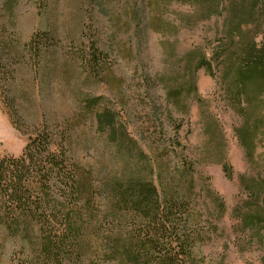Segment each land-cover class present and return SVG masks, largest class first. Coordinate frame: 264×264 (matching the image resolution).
Here are the masks:
<instances>
[{"label": "rangeland", "instance_id": "374dc122", "mask_svg": "<svg viewBox=\"0 0 264 264\" xmlns=\"http://www.w3.org/2000/svg\"><path fill=\"white\" fill-rule=\"evenodd\" d=\"M152 1L19 0L14 27L6 17L0 19L22 44L38 30L54 36L38 65L22 46L15 53V76L0 96V155H20L31 129L44 123L54 132L65 129L80 164L105 179L121 163L95 133L91 118L78 114L84 96H101L120 113L128 133L150 158L160 198L188 204L197 234V263L264 264V232L248 218L263 212L261 78L247 83L246 122L228 98L227 88L236 78L233 61L224 57L218 65L213 60V48L226 39L223 17L181 27L177 14L189 13L188 6L163 7ZM243 29H252V24ZM90 36L111 63L98 78L66 55ZM260 40L258 36L256 42ZM203 54L211 60V74L196 69ZM5 94L18 110L24 134L10 122L9 106L2 103ZM238 130L251 136L246 141L249 145L253 140L251 155L240 144ZM22 249L19 239L0 228V264H20Z\"/></svg>", "mask_w": 264, "mask_h": 264}, {"label": "trees", "instance_id": "16d2710c", "mask_svg": "<svg viewBox=\"0 0 264 264\" xmlns=\"http://www.w3.org/2000/svg\"><path fill=\"white\" fill-rule=\"evenodd\" d=\"M18 1L0 0V19L6 17L11 27ZM152 2L163 7L188 6L189 13L177 14L181 27L193 28L223 17L226 39L213 48V60L218 65L224 57L233 61L236 78L229 83L228 98L232 110L249 121L243 106L250 103L247 83L261 78L257 87L264 92V0ZM248 24L252 29L244 30ZM12 32L0 22V96L15 76L11 63L18 57L17 50L22 46L38 65L54 39L48 31L38 30L22 44ZM258 36L260 42H256ZM72 52L66 55L92 78L110 69L109 54L94 36L78 41ZM195 53L205 51L196 49ZM200 68L210 74L213 70L204 54L196 64ZM2 98L9 106L12 126L24 134L15 104L6 94ZM78 114L91 118L95 133L121 164L99 179V171L77 160L65 129L54 132L44 123L31 129L20 155H0V228L25 247L20 264H83L88 260L91 264H198L193 254L197 234L188 204L160 198L151 178L150 158L130 136L120 113L103 97L86 95L79 101ZM249 136L238 130L240 144L251 155L254 143L251 138L246 143ZM260 193L263 212L248 218L264 232V194Z\"/></svg>", "mask_w": 264, "mask_h": 264}]
</instances>
